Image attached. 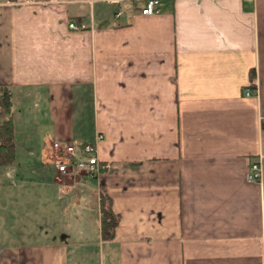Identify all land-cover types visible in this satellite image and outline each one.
Wrapping results in <instances>:
<instances>
[{"label":"crops","instance_id":"0c3cea01","mask_svg":"<svg viewBox=\"0 0 264 264\" xmlns=\"http://www.w3.org/2000/svg\"><path fill=\"white\" fill-rule=\"evenodd\" d=\"M144 1H0V86L13 107L16 91L49 96L51 158L54 141L91 142L101 165L0 170L97 212L75 232L10 238L0 264H264V0H159L142 14ZM102 190L119 213L111 238Z\"/></svg>","mask_w":264,"mask_h":264},{"label":"rangeland","instance_id":"374dc122","mask_svg":"<svg viewBox=\"0 0 264 264\" xmlns=\"http://www.w3.org/2000/svg\"><path fill=\"white\" fill-rule=\"evenodd\" d=\"M16 92L13 101L16 144L13 168L50 170L54 160L50 156L53 130L47 114L49 96L40 94L35 97L29 94L30 91ZM55 154L60 155L59 152ZM91 177L88 180L93 185L95 179ZM6 179L0 173V245L8 243L12 237L25 242L37 241L55 227L59 229V226L75 232V227H79L75 226L76 221L86 217L96 219L97 212L91 199L85 201L77 195V198H58V192L63 191L57 190L58 186L53 185L51 180L25 176L15 184ZM51 222L56 226H51Z\"/></svg>","mask_w":264,"mask_h":264},{"label":"built area","instance_id":"2783aa9c","mask_svg":"<svg viewBox=\"0 0 264 264\" xmlns=\"http://www.w3.org/2000/svg\"><path fill=\"white\" fill-rule=\"evenodd\" d=\"M159 0H145L143 6L140 8L142 14H152L158 10ZM118 14V13H117ZM71 28H82L84 24H75L69 22ZM249 89H246L245 94H250ZM101 137V135H99ZM54 152L52 159L54 160V167L62 174H75L77 171H84L90 174H99L101 165L98 160V148L95 143H60L54 141L52 144ZM55 152H59L57 156ZM247 177L250 180H259L261 178V161L254 160L248 169ZM64 189V185L60 187Z\"/></svg>","mask_w":264,"mask_h":264},{"label":"trees","instance_id":"16d2710c","mask_svg":"<svg viewBox=\"0 0 264 264\" xmlns=\"http://www.w3.org/2000/svg\"><path fill=\"white\" fill-rule=\"evenodd\" d=\"M11 1V0H9ZM0 170L3 172L13 167L15 158L14 107L11 88L0 86ZM119 221V213L111 206L109 195L102 190L100 195V227L104 238H111Z\"/></svg>","mask_w":264,"mask_h":264}]
</instances>
